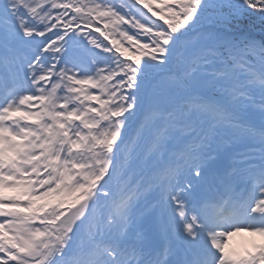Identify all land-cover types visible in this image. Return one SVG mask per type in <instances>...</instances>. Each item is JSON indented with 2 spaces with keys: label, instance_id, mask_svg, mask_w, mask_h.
<instances>
[{
  "label": "snow or ice",
  "instance_id": "6c2138e0",
  "mask_svg": "<svg viewBox=\"0 0 264 264\" xmlns=\"http://www.w3.org/2000/svg\"><path fill=\"white\" fill-rule=\"evenodd\" d=\"M242 232L264 239V0H0V264H264Z\"/></svg>",
  "mask_w": 264,
  "mask_h": 264
},
{
  "label": "bare ground",
  "instance_id": "6f19581e",
  "mask_svg": "<svg viewBox=\"0 0 264 264\" xmlns=\"http://www.w3.org/2000/svg\"><path fill=\"white\" fill-rule=\"evenodd\" d=\"M157 220H158L157 223H154L151 226H149V231L147 233L148 239L150 241L156 242L159 245H164L165 241H164L163 236H162V229H163L164 223L162 220V216H161V221L159 219H157ZM248 236H249V233H247V232H242V233H239L237 235L232 236L230 238V239H232L230 246H229V243L227 242L229 249H234V250L238 251V248L240 247L241 243ZM255 239H261V238L255 236ZM245 248H248V246Z\"/></svg>",
  "mask_w": 264,
  "mask_h": 264
},
{
  "label": "rangeland",
  "instance_id": "374dc122",
  "mask_svg": "<svg viewBox=\"0 0 264 264\" xmlns=\"http://www.w3.org/2000/svg\"><path fill=\"white\" fill-rule=\"evenodd\" d=\"M257 127H258V122H257ZM5 194L6 195H10L11 193L6 191ZM155 219H156L155 214H153L149 218V226L155 222ZM227 242L228 243H231L232 242V239L229 238L227 240ZM253 243H256V244L264 243V239H262V238L261 239H255V236H253V235H251L249 233V236L246 239H244V241L241 243L240 247L238 248V251H243L245 249V247H247V246L248 247H251V245Z\"/></svg>",
  "mask_w": 264,
  "mask_h": 264
}]
</instances>
